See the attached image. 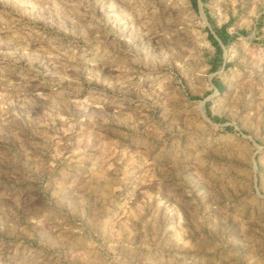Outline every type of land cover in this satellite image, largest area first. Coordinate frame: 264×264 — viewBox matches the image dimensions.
I'll return each mask as SVG.
<instances>
[{
	"label": "rangeland",
	"instance_id": "obj_1",
	"mask_svg": "<svg viewBox=\"0 0 264 264\" xmlns=\"http://www.w3.org/2000/svg\"><path fill=\"white\" fill-rule=\"evenodd\" d=\"M0 264H264V0H0Z\"/></svg>",
	"mask_w": 264,
	"mask_h": 264
},
{
	"label": "bare ground",
	"instance_id": "obj_2",
	"mask_svg": "<svg viewBox=\"0 0 264 264\" xmlns=\"http://www.w3.org/2000/svg\"><path fill=\"white\" fill-rule=\"evenodd\" d=\"M205 104V103H204ZM204 104L202 103V107L204 106ZM254 164H255V168L257 167V165H256V162L254 161Z\"/></svg>",
	"mask_w": 264,
	"mask_h": 264
}]
</instances>
